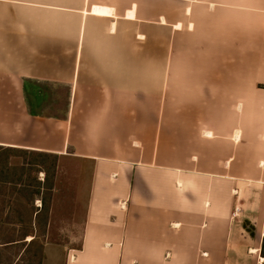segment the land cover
Segmentation results:
<instances>
[{
  "label": "crops",
  "instance_id": "0c3cea01",
  "mask_svg": "<svg viewBox=\"0 0 264 264\" xmlns=\"http://www.w3.org/2000/svg\"><path fill=\"white\" fill-rule=\"evenodd\" d=\"M0 146L90 163L57 264L264 261V0H0Z\"/></svg>",
  "mask_w": 264,
  "mask_h": 264
},
{
  "label": "rangeland",
  "instance_id": "374dc122",
  "mask_svg": "<svg viewBox=\"0 0 264 264\" xmlns=\"http://www.w3.org/2000/svg\"><path fill=\"white\" fill-rule=\"evenodd\" d=\"M89 169L68 151L0 147V264H57V250L79 245ZM238 208L233 215H243Z\"/></svg>",
  "mask_w": 264,
  "mask_h": 264
},
{
  "label": "bare ground",
  "instance_id": "6f19581e",
  "mask_svg": "<svg viewBox=\"0 0 264 264\" xmlns=\"http://www.w3.org/2000/svg\"><path fill=\"white\" fill-rule=\"evenodd\" d=\"M94 11H95V12H102V11H101L100 9H98V8H94ZM103 11H104V10H103ZM107 12H108V11H107ZM256 251H257L256 248H253V249L251 250V252L254 253V254L256 253ZM259 259H260V261H263V257L260 256Z\"/></svg>",
  "mask_w": 264,
  "mask_h": 264
},
{
  "label": "trees",
  "instance_id": "16d2710c",
  "mask_svg": "<svg viewBox=\"0 0 264 264\" xmlns=\"http://www.w3.org/2000/svg\"><path fill=\"white\" fill-rule=\"evenodd\" d=\"M0 147H2V146H0ZM261 253H262V255L264 256V237H263V239H262Z\"/></svg>",
  "mask_w": 264,
  "mask_h": 264
}]
</instances>
